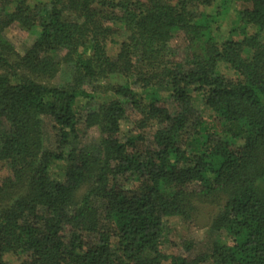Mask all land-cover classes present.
Wrapping results in <instances>:
<instances>
[{
  "label": "trees",
  "instance_id": "obj_1",
  "mask_svg": "<svg viewBox=\"0 0 264 264\" xmlns=\"http://www.w3.org/2000/svg\"><path fill=\"white\" fill-rule=\"evenodd\" d=\"M247 1L243 37L222 42L213 31L231 0L2 7L0 264H264V0ZM14 21L37 27L22 55L2 34ZM176 30L191 46L182 62L167 53ZM63 63L71 78L54 83ZM112 75L123 82L102 84ZM201 205L230 242L162 252L168 219L192 226Z\"/></svg>",
  "mask_w": 264,
  "mask_h": 264
},
{
  "label": "rangeland",
  "instance_id": "obj_2",
  "mask_svg": "<svg viewBox=\"0 0 264 264\" xmlns=\"http://www.w3.org/2000/svg\"><path fill=\"white\" fill-rule=\"evenodd\" d=\"M145 2L146 0H141ZM172 4L176 0H168ZM20 2H24L29 8L27 9L28 13L30 12L34 15L43 14L46 10L50 8L49 0H0V12L2 7L6 5L5 10L8 14H11L16 11L17 5ZM249 5L247 0H231L229 11L223 20L216 25V29L213 31V37L218 42H222L226 39H239L243 37V34L235 32V26L238 24L239 20V11ZM200 9V8H199ZM210 11V9H206ZM65 15H68L71 19L75 18L74 15H70V9L64 11ZM38 17V16H37ZM38 19H40L38 17ZM256 29L248 27L246 34H252ZM3 36L14 46V49L19 54H24L36 41L37 38V27H26L21 25L18 21H14L6 26L3 31ZM259 38L264 41V30L259 33ZM199 44V43H198ZM197 44V45H198ZM110 53H115V44H112L110 41L107 43ZM196 45V46H197ZM195 46V47H196ZM193 46V49H195ZM190 44L186 40L184 33L182 31L176 30L171 32V38L167 43V53L174 55V59L178 61H184L191 54ZM69 64H61L58 72L53 78L54 83L63 84L70 80L71 70L69 69ZM122 78L118 76L107 77L102 84H115L122 83ZM194 107L202 114H209L207 108L203 106L200 98H195L193 102ZM133 115L128 114V117L120 121V134L125 135L131 129ZM45 134V146H50L53 142L51 128L49 125L44 129ZM99 137L98 131L96 128H92L87 131L83 137L82 143H90L94 139ZM212 207L203 206L199 207V210L194 215V221L192 226H189L181 217L173 216L168 219L169 229L165 231L164 236L161 241L160 249L166 254H183L184 245L189 242H193V249L190 252L191 257H195L200 253L208 252L211 246V243L216 238L222 239L224 241L230 242V238L223 232H213L209 229L208 222L213 212ZM187 255V254H184Z\"/></svg>",
  "mask_w": 264,
  "mask_h": 264
}]
</instances>
